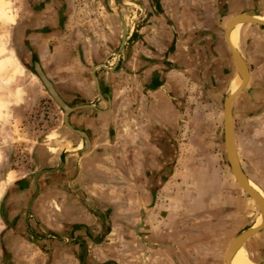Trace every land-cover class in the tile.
<instances>
[{
  "label": "crops",
  "instance_id": "crops-1",
  "mask_svg": "<svg viewBox=\"0 0 264 264\" xmlns=\"http://www.w3.org/2000/svg\"><path fill=\"white\" fill-rule=\"evenodd\" d=\"M81 2L86 12L73 7ZM121 2L35 0L23 17L29 57L55 91L70 106L95 108L68 114L70 125L87 135L88 146L64 126L60 134L68 147L49 158L44 167L49 170L37 174L41 168L23 183L14 179L17 186L8 187L0 234L13 264H217L212 244L218 222L230 218L231 196L213 177L208 183L199 179L191 197L167 193L176 173L166 176L165 164L167 148L177 147L173 134L180 128L181 96L189 84L223 82L231 57L222 30L246 1ZM250 25L264 37L263 28ZM118 50L112 70L97 66L94 71L102 99L90 70L100 63L111 67ZM173 157L174 168L178 158ZM151 172L157 189L145 212ZM141 212L143 220L136 223ZM198 244L204 251L200 257Z\"/></svg>",
  "mask_w": 264,
  "mask_h": 264
},
{
  "label": "rangeland",
  "instance_id": "rangeland-1",
  "mask_svg": "<svg viewBox=\"0 0 264 264\" xmlns=\"http://www.w3.org/2000/svg\"><path fill=\"white\" fill-rule=\"evenodd\" d=\"M245 1L239 9L241 12L264 13V2ZM34 3L35 0H0V32L2 20L7 23L5 49L0 54V233L5 229L4 203L10 192L8 187L17 186L12 181L22 178L18 182L23 183L31 180L36 171L48 164L52 155L67 146L66 137L60 134L64 129L61 111L31 69L33 62L29 57V40L20 28L25 20L23 17L29 15ZM73 7H79V13L82 10L86 12L83 2ZM254 29L257 26L248 23L239 26L235 48L244 60L249 76L233 101L230 118L239 165L245 177L264 193V37L256 36ZM236 76L234 64L229 58L222 83H192L187 86L188 90H184L177 107L180 128L173 134L177 147L167 148L165 164L166 176L171 170L176 173L169 180L167 193L186 192L191 197L199 179L208 183L213 177L223 182L224 190L231 196L230 218H225L223 224L218 222L219 231L215 233L212 244L217 264H222L221 254L228 240L255 222L261 213L254 201L234 181L225 157L222 102ZM175 155L178 159L173 168L171 161ZM152 173L148 183L150 195ZM153 182L155 193L156 179ZM168 200V197H163L160 202L166 204ZM152 202L145 206V212L150 210ZM143 214L137 215L136 223L142 222ZM102 215L105 217V213ZM169 215H173V211ZM197 217L202 220L201 215L192 216L194 220ZM188 224L187 221L185 225ZM102 230L105 231L104 227ZM197 246L200 257L204 251L200 244ZM242 246L252 261L257 264L264 262V230L247 238ZM0 264H13L6 246L1 242V234Z\"/></svg>",
  "mask_w": 264,
  "mask_h": 264
},
{
  "label": "water",
  "instance_id": "water-1",
  "mask_svg": "<svg viewBox=\"0 0 264 264\" xmlns=\"http://www.w3.org/2000/svg\"><path fill=\"white\" fill-rule=\"evenodd\" d=\"M113 1H114V4H116V5L122 4L121 0H113ZM235 22L256 24V25L264 27V21L263 20L257 19L253 15H250L247 12L236 13V14L230 16L224 23V27L222 30L224 43H225V45L229 51V54H230L231 60L234 64L236 73L241 78V82L235 91H233L232 93L226 94V96L223 99L222 112H221L222 138H223L225 157H226V160H227V163H228V166H229V169L231 171V174H232L234 181L254 201L258 210L262 213L263 218H262V221L257 226H255V227L250 226L249 228H247V229L241 231L240 233H238L237 235H235L230 240L228 246L225 249L224 255H223V264H227V260H228V257L230 255L231 251L237 245L242 244L247 238H249L250 236H252L253 234H255L256 232H258L260 229H262L264 227V200L261 199V197H259V195L257 193H255V191L253 189H251L246 182V177H245V175H244V173H243V171L239 165L238 159H237V154H236L235 145H234L233 126H232L231 118H230L231 107H232L233 101H234L235 97L241 92L243 87L246 85L247 80H248V76H249L248 75V69H247V66H246L244 60L241 58L237 49L235 47H233L229 41V37H228L229 27ZM124 35H125V25L123 24L122 25V36L123 37H122V40H121L120 45H119V50L122 47ZM119 50L115 55V61L111 67H107L101 63L91 67V70H90L91 77H92V80L94 82L96 92L100 98H102V97H101V93L99 91L97 78L94 74L95 68L98 66V67H102V68L107 69V70H112L118 61L117 58L119 56ZM32 62H33V65H32L31 69H32L33 73L39 79V81L43 85V87L46 90V92L48 93V95L52 98V100L56 103V105L59 107V109L61 111L62 124L65 127H67L70 131H72V132L76 133L77 135H79L80 137H82L88 146L89 141H88L87 135L85 134V132L82 129H76L70 125V123L68 121V114L71 111L78 109V108H81V107H89L92 109H94L95 107L91 104H80V105H74V106H70V105L66 104V102L58 95V93L53 88L51 82L47 79V77L45 76V74L41 70L37 60L33 59ZM104 100L106 101V103H108L107 99H104ZM60 161L62 162V155L60 156ZM46 170H49V169L43 168V169L39 170L37 172V174H39L43 171H46ZM153 189H154V182L151 181V202L154 199ZM142 214L143 213L141 212L140 215H142ZM83 260H84V255L82 256L81 261L83 262ZM259 264H264V262L259 263Z\"/></svg>",
  "mask_w": 264,
  "mask_h": 264
},
{
  "label": "bare ground",
  "instance_id": "bare-ground-1",
  "mask_svg": "<svg viewBox=\"0 0 264 264\" xmlns=\"http://www.w3.org/2000/svg\"><path fill=\"white\" fill-rule=\"evenodd\" d=\"M257 19H262L264 21V13L260 16H254ZM7 23L5 22V20H2V27H1V36H0V54H2L4 52L5 49V37H6V33H7ZM240 26V22H235L233 23L230 27H229V33H228V37H229V41L231 43V45L233 47H235V43L239 37L238 35V28ZM241 82V78L239 75L236 76L234 82L232 83V86L230 88L229 93H232L233 91H235L237 89V87L240 85ZM232 113V112H231ZM246 182L249 185V187L251 189H253L255 191V193H257L259 195V197H261V199L264 200V193L257 188L255 185H253L251 183V181L246 177ZM1 194V192H0ZM263 215L261 213L258 222H255L254 225H252V227L257 226L261 221H262ZM234 253V260H233V254ZM235 261V263H234ZM227 264H253L252 262H250V260L248 259L246 252L243 250V248L240 245H237L235 247V251L234 249L231 251L228 260H227Z\"/></svg>",
  "mask_w": 264,
  "mask_h": 264
},
{
  "label": "trees",
  "instance_id": "trees-1",
  "mask_svg": "<svg viewBox=\"0 0 264 264\" xmlns=\"http://www.w3.org/2000/svg\"><path fill=\"white\" fill-rule=\"evenodd\" d=\"M260 28H263V29H264V27H263V26H260Z\"/></svg>",
  "mask_w": 264,
  "mask_h": 264
}]
</instances>
